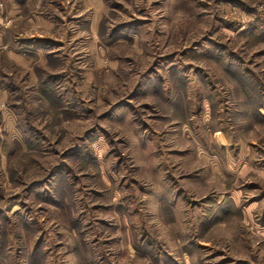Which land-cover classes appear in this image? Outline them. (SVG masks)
Returning <instances> with one entry per match:
<instances>
[{"label": "rangeland", "instance_id": "obj_1", "mask_svg": "<svg viewBox=\"0 0 264 264\" xmlns=\"http://www.w3.org/2000/svg\"><path fill=\"white\" fill-rule=\"evenodd\" d=\"M0 264H264V0H0Z\"/></svg>", "mask_w": 264, "mask_h": 264}, {"label": "crops", "instance_id": "obj_2", "mask_svg": "<svg viewBox=\"0 0 264 264\" xmlns=\"http://www.w3.org/2000/svg\"><path fill=\"white\" fill-rule=\"evenodd\" d=\"M4 38V37H3ZM3 38L1 39V43L3 44V42H5V40H3ZM5 45V44H4ZM3 94H1V96H2Z\"/></svg>", "mask_w": 264, "mask_h": 264}]
</instances>
